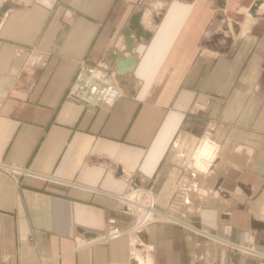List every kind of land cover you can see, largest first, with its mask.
I'll return each mask as SVG.
<instances>
[{"label": "crops", "instance_id": "0c3cea01", "mask_svg": "<svg viewBox=\"0 0 264 264\" xmlns=\"http://www.w3.org/2000/svg\"><path fill=\"white\" fill-rule=\"evenodd\" d=\"M255 1L0 0V264H264ZM82 59L116 72L113 108L67 96ZM125 195L171 219L97 242L135 223Z\"/></svg>", "mask_w": 264, "mask_h": 264}, {"label": "built area", "instance_id": "2783aa9c", "mask_svg": "<svg viewBox=\"0 0 264 264\" xmlns=\"http://www.w3.org/2000/svg\"><path fill=\"white\" fill-rule=\"evenodd\" d=\"M57 1L58 0H40L43 5L50 9L55 6ZM122 95L123 91L116 72L104 60L92 63L85 59L80 60L67 91V96L69 98L91 109H98L102 106L113 108ZM213 130L214 125L212 124L209 129L205 131L204 139L201 143L205 144L206 140L213 143ZM199 146L192 155V165L196 170L208 172L211 170L213 162L220 151V146L216 143L213 144L210 152L211 156H200L199 159H197L195 154ZM12 173L14 176L20 173L33 174V172L28 169L18 167L13 168ZM15 177V179L18 180L17 176ZM118 198L126 205L125 213L135 216V223L130 227L112 225L107 229L106 233L97 240L99 243L108 242L122 235L140 230L152 222L171 219L168 214L156 208L154 202L150 199L141 201L132 199L130 195L119 196Z\"/></svg>", "mask_w": 264, "mask_h": 264}, {"label": "bare ground", "instance_id": "6f19581e", "mask_svg": "<svg viewBox=\"0 0 264 264\" xmlns=\"http://www.w3.org/2000/svg\"><path fill=\"white\" fill-rule=\"evenodd\" d=\"M262 6L264 8V0L262 1V3L259 5ZM215 144L214 142L212 143L211 141L206 140L205 144L201 143V145L199 146L198 151L195 154V157L197 159H199L200 156H211L210 152L212 149V145Z\"/></svg>", "mask_w": 264, "mask_h": 264}, {"label": "water", "instance_id": "95a60500", "mask_svg": "<svg viewBox=\"0 0 264 264\" xmlns=\"http://www.w3.org/2000/svg\"><path fill=\"white\" fill-rule=\"evenodd\" d=\"M263 0H256L254 4L251 7V11H255L259 7V5L262 3Z\"/></svg>", "mask_w": 264, "mask_h": 264}, {"label": "rangeland", "instance_id": "374dc122", "mask_svg": "<svg viewBox=\"0 0 264 264\" xmlns=\"http://www.w3.org/2000/svg\"><path fill=\"white\" fill-rule=\"evenodd\" d=\"M59 1V0H58ZM39 2H40V0H39ZM41 3V2H40ZM195 107H197V106H195ZM214 125H215V123H213ZM192 157V156H191ZM192 159V158H191ZM192 163V162H191ZM159 209V208H158ZM165 213V212H164Z\"/></svg>", "mask_w": 264, "mask_h": 264}]
</instances>
